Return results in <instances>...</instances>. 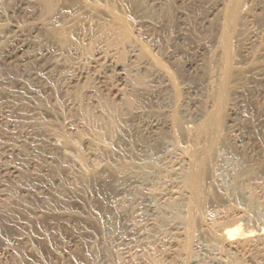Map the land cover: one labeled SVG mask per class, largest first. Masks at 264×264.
Returning <instances> with one entry per match:
<instances>
[{
  "label": "rangeland",
  "instance_id": "obj_1",
  "mask_svg": "<svg viewBox=\"0 0 264 264\" xmlns=\"http://www.w3.org/2000/svg\"><path fill=\"white\" fill-rule=\"evenodd\" d=\"M210 109L202 208L142 255L123 218L146 209L114 197L142 176L161 201L182 175L141 131ZM237 222L264 228V0H0V264H264V238L221 246Z\"/></svg>",
  "mask_w": 264,
  "mask_h": 264
},
{
  "label": "bare ground",
  "instance_id": "obj_2",
  "mask_svg": "<svg viewBox=\"0 0 264 264\" xmlns=\"http://www.w3.org/2000/svg\"><path fill=\"white\" fill-rule=\"evenodd\" d=\"M20 6H21V3L18 4V6L16 8L20 9L21 8ZM20 46H21V44H20ZM23 46L24 45H22L21 47L23 48ZM13 52H14V50H13ZM13 52H12V54H13ZM162 73H164V72H162ZM223 93H225V92H223ZM218 99H219V96H218ZM212 100H213V98H212ZM221 100H222V98H221ZM221 100H220V103L218 102L217 99L215 101L217 103V104L215 103L216 104L214 106L215 109H213V110H215V115L216 114L217 115H220V112H221V106H220L221 105ZM213 104H211V105L213 106ZM211 108H213V107H211ZM208 109H209V107L207 108V110ZM211 112H212L211 109L209 111H205L204 113H202L200 115V117H199L200 119L197 118L198 121L201 123L200 125H194L195 124L194 122H193L194 124H192V123L187 122V121H185V122L183 121L181 123L178 122V124H176L173 121H167V123H163V124H159L158 125V121H157L156 123H153L152 125H149L148 127L144 128L141 131V134L140 135H141V137L143 139V144H144L145 148H148V150H150L151 152H154L155 155L156 154L157 155L159 154L158 153V149H159V152L162 155V157H161L162 159H161V163H160L161 170H163V171L165 170L167 172L175 171V172L180 173L179 175H182L181 178L178 177L174 181L172 180V183L173 182H177L178 184H180L181 185V188H179L178 190H175V191L174 190H171V188L170 189L169 188H165L164 191H162V192L160 191V194L159 195H162V198H163L161 201L160 200L157 201L151 195V193L153 191V187L155 186L152 182H150V180L152 178L149 179V180L146 179L147 180L146 181L142 176L141 177H137V176L134 177L133 176L130 180L128 179L129 181H128L127 184H124L126 182L122 183L121 187L119 188L118 194L114 197V199H115V202L114 203H116L117 206H120L121 205V207H123L122 205H125V206L128 205V206L134 208L133 204L136 203V204H139L138 206H141L142 208L144 207L146 209V212H144L146 214H144L140 210L141 208L140 209L137 208L136 210H132V211L128 209L129 212L123 218V220H124V225L123 226L127 230L126 231L127 232V235H126L127 238L126 239L132 243L130 245H133V244H134L133 246L136 245L138 247V249H139L138 251L142 252V255H143V253L146 254L150 250H153L154 251V249L158 246V242L160 240H162V239L163 240H166L168 234H172L173 232H176L177 235L178 234L183 235L185 233V230L188 229L187 226L189 225L188 224L189 222L187 220H185V218H184L183 219V222L181 221L179 223L178 222L175 223V222H172L173 220H171L169 217H173L176 214L180 215L179 212H183L184 214H186V216L189 217V215H191L190 213L192 211V207H194L195 204H196L199 207L198 209H200L201 205L205 201V197H207L206 195L208 193L205 194L206 192L204 191L203 184H204V180H205V177L207 175L208 169H210V167L208 168L209 165H208V158H207V150H205L203 148L202 149L198 148V141L200 140L201 134H205V132H207L206 131L207 130V126L209 125V122L212 120L211 119V116L214 115V111L212 112L213 114ZM219 120H217V121L219 122ZM162 130L165 133H168V134H170V133L172 135L173 134L174 135L175 134H178L180 138L178 136L177 137L175 136V137L177 139H179L178 140L179 142L181 140V144L178 145L177 143H175L176 140H174V137L173 138L171 137L170 139L167 138L168 140L167 139L165 140V139H162L161 138L162 141H161V143L159 142V144H158V141L160 140L159 139L160 138L159 132L162 131ZM206 134H208V133H206ZM167 137H170V135L167 136ZM199 143H201V142H199ZM199 145H201V144H199ZM130 166H132V165H130ZM132 167H134V166H132ZM156 167H158V166H156ZM11 174L12 175H16V172L15 171H12ZM128 176H130V175H128ZM234 177H235V175H234ZM241 177H244V176H241ZM237 178H238V175H237ZM234 179L235 178H233V180ZM135 191H138L136 193L139 194V197L137 196V198H135V196L137 195V194L134 193ZM133 193L135 194L134 197H133ZM166 196H170V197L175 196V199H176L177 202L175 203V209H174V211H171L169 209L168 204L166 203V199H165ZM241 196H242V192H241ZM243 196L246 198V201L249 202V193L245 191V193H243ZM245 198H244V200H245ZM167 202H168V199H167ZM204 205H205V203H204ZM128 206H126V207H128ZM236 206H237V204H236ZM115 207H114V210H116ZM116 212H117V210H116ZM181 216H183V215L181 214ZM192 216H193V214H192ZM189 220H190V218H189ZM231 223L232 222H230V224ZM238 224L239 223L237 222V225ZM237 225L233 229H229V228L227 229L226 228L225 230H223L218 235V240L220 241L221 246H224L227 249L233 250L237 246H239V244H242L243 243L244 244L243 246H247V248H248V245H250V243L253 242V244H254V242H258L259 240L261 241V239L264 238V228L257 229L258 233H255L254 230H252L250 227H246L242 231V230H240V227L241 226H239V225L237 226ZM164 226H169L168 227L169 229H165ZM229 226H231V225H229ZM163 227H164V229H163ZM212 229H213V227H212ZM169 237L170 236H168V238ZM188 238H189V236H188ZM126 239H125V241H127ZM171 240H173V239L171 238L168 242H170ZM124 246H127V245L125 244ZM136 246H135V248H136ZM128 248H129V246H128ZM183 248H184V246L181 249H183ZM128 251L129 250H127V247L123 249V252L126 255L128 254ZM246 252H247V250H246ZM218 253H217V255H218ZM178 254H179V252H178ZM213 255L214 254H212V256ZM187 258H188V254H187ZM151 259L153 260V258H151ZM225 260H223L222 258H220V256L219 257H216L214 255L212 257V260H211L210 264L211 263H213V264H226V261ZM198 262L199 261H196V262L194 261L192 264H200V262L199 263ZM100 264H106V263L104 261H101Z\"/></svg>",
  "mask_w": 264,
  "mask_h": 264
}]
</instances>
